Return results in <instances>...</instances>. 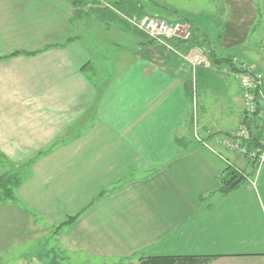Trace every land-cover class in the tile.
I'll return each mask as SVG.
<instances>
[{
    "label": "crops",
    "instance_id": "1",
    "mask_svg": "<svg viewBox=\"0 0 264 264\" xmlns=\"http://www.w3.org/2000/svg\"><path fill=\"white\" fill-rule=\"evenodd\" d=\"M78 1L0 0V166L1 175L20 180L11 198L0 199V244L13 216L21 238L41 228L31 215L55 230L79 213L55 233L69 254L135 264L140 256L170 254L264 264V166L256 170L223 149L218 156L194 136L209 140L243 123L238 82L239 94L228 98L233 129L198 115L196 75L212 79L240 63L264 71V0H207L214 6L209 21L220 22L213 32L183 21L209 55L195 68L180 55L190 42L160 44L128 22L162 15H123L115 7L122 0H86L81 8ZM149 1L148 8L159 6ZM82 14L88 22L119 14L145 51L105 66L73 33ZM13 51L23 54L6 57ZM227 164L245 180L224 195L219 177Z\"/></svg>",
    "mask_w": 264,
    "mask_h": 264
},
{
    "label": "rangeland",
    "instance_id": "2",
    "mask_svg": "<svg viewBox=\"0 0 264 264\" xmlns=\"http://www.w3.org/2000/svg\"><path fill=\"white\" fill-rule=\"evenodd\" d=\"M156 1H158L159 6L153 9L148 8L151 5L149 0H127L126 2L122 0L116 3L115 7L123 15L155 12L169 20L188 21L195 30L203 29L213 32L215 27L220 24L218 20L209 21V15L214 6L209 5L207 0H200V3L199 0ZM85 2L86 0H79V7H83ZM129 3L132 4V7L129 6ZM115 16L112 20L97 18V20L88 22L85 15L82 14L72 23L73 33L79 37L78 42L90 50H94L96 55L93 54V58L111 68L118 63L120 66L124 65L132 53L145 51L136 47V35L128 25H125L127 23L120 19L119 14ZM139 31L145 34L143 31ZM160 44L165 43L160 42ZM87 72L90 77H94V72L90 68H87ZM207 72L211 74L212 71ZM210 76L196 75L195 95L198 115L210 116L214 121H228L222 122L220 125L224 129H233L237 125V120H234L230 115L232 105L228 98L234 97L238 92V80L229 69L228 71L221 70L218 73L212 72L214 77L212 79ZM3 172L4 170L0 166V175ZM251 174L254 177L255 170ZM33 217L38 220L41 228L37 231L31 230L27 234H23L21 238H16L22 223L20 218L13 216L12 221L9 222L12 226L8 231L10 233L9 238L3 240L6 242L5 244H0V264H135L133 261V263L130 261H101L80 254L66 253L58 246L54 230L45 227L46 222L41 219L42 216L39 214L31 215V218ZM57 219L62 220L63 218Z\"/></svg>",
    "mask_w": 264,
    "mask_h": 264
},
{
    "label": "built area",
    "instance_id": "3",
    "mask_svg": "<svg viewBox=\"0 0 264 264\" xmlns=\"http://www.w3.org/2000/svg\"><path fill=\"white\" fill-rule=\"evenodd\" d=\"M130 23L143 31L149 38L158 42L175 40L189 42L192 39L190 27L178 20H168L145 14L130 19ZM261 52L264 58V48ZM180 55L192 68L206 66L209 61L205 48L196 44L189 45ZM236 61L237 59L233 58V63ZM231 72L238 80L243 99V117L250 118L255 115L259 127L264 131V71L253 70L240 63ZM194 136L203 146L218 156H221L220 149H223L245 157L256 166V170L264 166V136L258 144L249 145L246 140L247 129L243 123L231 132L210 135L209 140L200 138L197 132Z\"/></svg>",
    "mask_w": 264,
    "mask_h": 264
},
{
    "label": "trees",
    "instance_id": "4",
    "mask_svg": "<svg viewBox=\"0 0 264 264\" xmlns=\"http://www.w3.org/2000/svg\"><path fill=\"white\" fill-rule=\"evenodd\" d=\"M183 22V21H181ZM190 44L200 45L198 42H193V40L189 41ZM187 42V43H189ZM175 45H180L186 43V41L182 40H175ZM37 51L32 52H25L26 55H33ZM23 54L19 51L10 52L6 57ZM209 58V55H208ZM225 61H231V59L224 58ZM233 63L231 62V66ZM236 69V67H231ZM192 82L186 80V94L188 96L191 95V86ZM243 124L247 129V143L251 146L256 145L259 143V135L256 134V131L260 128L258 124V119L254 115L250 118L243 117ZM262 131V129H260ZM259 130V131H260ZM245 180V177L242 175L240 171H238L235 167L230 164H227L223 170V174L219 177L220 186L218 190L226 195L232 190L238 188ZM20 180L18 176L14 174H6L0 175V199L1 198H11L13 196L14 188L19 184ZM79 213L69 215L63 222L58 224L55 227L54 232L56 233L60 228L63 226L71 224ZM217 255H194V254H184V255H147V256H140V264H206L212 258L216 257Z\"/></svg>",
    "mask_w": 264,
    "mask_h": 264
}]
</instances>
